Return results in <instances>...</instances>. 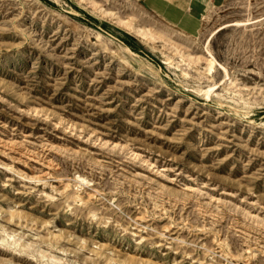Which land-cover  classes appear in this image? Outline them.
I'll list each match as a JSON object with an SVG mask.
<instances>
[{
    "label": "rangeland",
    "instance_id": "rangeland-1",
    "mask_svg": "<svg viewBox=\"0 0 264 264\" xmlns=\"http://www.w3.org/2000/svg\"><path fill=\"white\" fill-rule=\"evenodd\" d=\"M162 1L0 0V264H264V0Z\"/></svg>",
    "mask_w": 264,
    "mask_h": 264
},
{
    "label": "bare ground",
    "instance_id": "bare-ground-1",
    "mask_svg": "<svg viewBox=\"0 0 264 264\" xmlns=\"http://www.w3.org/2000/svg\"><path fill=\"white\" fill-rule=\"evenodd\" d=\"M156 1L159 2V4H161V5L164 3V2H162V0H156ZM125 29L129 34H132L138 41L145 43V44L148 43L149 39H151L153 37L150 32H146V31L142 30L141 28H136L135 26H133L130 23L125 24ZM105 37H106V39H108V41L110 43H112L118 49V51H120L123 54L124 58H126L127 60H129V59L133 60L134 62H137L140 65L145 63L143 66H145V68L148 71L153 72V70H152L153 67L149 62H147V61L141 59L140 57L136 56L135 54H133L126 46L118 43L117 41H115V40H113L107 36H105ZM143 61H144V63H143ZM165 63L169 64L168 59H165ZM211 64L212 63L210 62V65L208 68L209 72L211 71V68H212ZM153 74L156 76V73H153ZM210 91H211V89L209 88V89H207V91L205 93L208 94V92H210ZM231 95L232 96H240V94L237 91H232ZM4 241L5 240L2 239L0 241V244H3ZM17 246H20V245H18L16 242H13L8 247L16 249ZM26 251L27 250L24 248L23 249L19 248V250H18V252H26Z\"/></svg>",
    "mask_w": 264,
    "mask_h": 264
},
{
    "label": "crops",
    "instance_id": "crops-1",
    "mask_svg": "<svg viewBox=\"0 0 264 264\" xmlns=\"http://www.w3.org/2000/svg\"><path fill=\"white\" fill-rule=\"evenodd\" d=\"M147 2H148V5L151 9H153L154 11H156L158 13H161L162 15L171 14V12H172V9L166 3H163L161 5L156 0H147Z\"/></svg>",
    "mask_w": 264,
    "mask_h": 264
},
{
    "label": "water",
    "instance_id": "water-1",
    "mask_svg": "<svg viewBox=\"0 0 264 264\" xmlns=\"http://www.w3.org/2000/svg\"><path fill=\"white\" fill-rule=\"evenodd\" d=\"M97 29L99 31H101L102 33H104L105 35H107L108 37H110L111 39L117 41L118 43L122 44V41L118 40L117 38H115L114 36H112L111 34L107 33L106 31H104L101 27H97ZM260 118H264V113L260 116Z\"/></svg>",
    "mask_w": 264,
    "mask_h": 264
}]
</instances>
